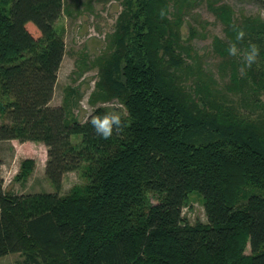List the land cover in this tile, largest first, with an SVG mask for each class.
<instances>
[{
    "label": "trees",
    "instance_id": "16d2710c",
    "mask_svg": "<svg viewBox=\"0 0 264 264\" xmlns=\"http://www.w3.org/2000/svg\"><path fill=\"white\" fill-rule=\"evenodd\" d=\"M223 37L211 49L229 64L219 83L200 62L184 7L190 0H122L109 55L96 60L84 121L51 106L64 41L54 23L62 0H0V142L46 148L54 191L4 189L0 157V257L25 264H264V19L205 0ZM243 30L241 40L236 33ZM238 51L228 53L230 44ZM259 49L248 67L249 45ZM117 115L103 138L93 116ZM77 136L78 141L72 140ZM33 161L24 159L21 177ZM83 184L61 194L63 175ZM205 222L181 214L190 193ZM249 246V253L245 247Z\"/></svg>",
    "mask_w": 264,
    "mask_h": 264
},
{
    "label": "rangeland",
    "instance_id": "374dc122",
    "mask_svg": "<svg viewBox=\"0 0 264 264\" xmlns=\"http://www.w3.org/2000/svg\"><path fill=\"white\" fill-rule=\"evenodd\" d=\"M213 2L215 0H212ZM190 6L184 7L181 34L188 36V25L194 26L198 33L205 36L194 37L191 42L200 54L201 64L209 70L219 83L227 81L229 64L220 62L211 49L215 36L223 37L221 23L207 8L205 0H190ZM228 4L234 17L259 16L264 19V0H216ZM62 12L54 26L64 41V55L57 72L51 106L65 105L70 118L84 121L95 107H120L121 103L112 98L107 101L91 95L99 81V70L96 60L109 55V45L115 32V24L123 6L122 0H62ZM95 63V64H94ZM93 98V97H92ZM0 114V122L3 119ZM73 136L74 142L78 141ZM2 159L1 176L4 189L13 193L54 191L44 175L46 148L38 142H19L7 140L0 142ZM24 159H31L33 166L26 176L21 177L20 165ZM85 180L80 171H70L63 175L61 194L66 193L73 185L83 184ZM182 217L189 223L205 222L206 216L201 196L190 193L186 205L181 211ZM249 253V246L245 247ZM20 253H11L0 257V264H25Z\"/></svg>",
    "mask_w": 264,
    "mask_h": 264
},
{
    "label": "clouds",
    "instance_id": "9594fccd",
    "mask_svg": "<svg viewBox=\"0 0 264 264\" xmlns=\"http://www.w3.org/2000/svg\"><path fill=\"white\" fill-rule=\"evenodd\" d=\"M244 36V32L242 29L237 31L236 39L241 40ZM228 53L231 55H235L238 51L237 45L232 43L229 45L227 49ZM258 47L255 43L249 45L248 51L244 55V61L248 67H251L252 63L256 60L258 54ZM94 130L96 132H102L103 138H108L112 135L113 132V124H119V117L117 115L113 116H104V118H100L99 116H93L90 120Z\"/></svg>",
    "mask_w": 264,
    "mask_h": 264
}]
</instances>
